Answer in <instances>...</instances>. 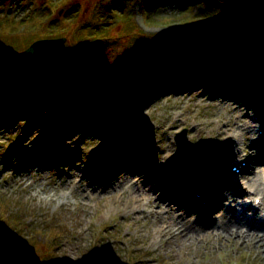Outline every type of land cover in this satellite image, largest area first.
Wrapping results in <instances>:
<instances>
[{
    "label": "rangeland",
    "instance_id": "374dc122",
    "mask_svg": "<svg viewBox=\"0 0 264 264\" xmlns=\"http://www.w3.org/2000/svg\"><path fill=\"white\" fill-rule=\"evenodd\" d=\"M47 1L0 0V14L24 18L41 12L52 19L61 17L60 9L70 13L78 8L74 24L78 26L97 23L101 7L112 2L64 0L42 10ZM188 1L193 3L190 9L184 7ZM116 2L117 12L123 9V20L131 18L137 29L129 31L126 22L119 25L126 33L117 34L121 37L111 49L113 60L129 61L131 41L137 36L140 47H150L141 77L132 80L116 107L95 104L97 116L86 115L85 109L61 116L49 110L47 103L41 112L25 117L0 113V196L8 199L11 214L20 215L25 225L23 232L10 238L12 250L19 251L16 254L5 250V236L0 234V264H5L6 257H12V264H264V248L257 239L243 242L206 229V222L223 212L224 199L207 212L199 201L185 199L179 185L165 180L150 163L154 159L158 168L165 169L176 151L174 135L185 129L189 152L184 160L189 171L208 160L210 138L225 145L215 155L227 163V173L210 177L207 170L204 177L225 179L223 187L233 194L242 191V184L233 185L231 180L232 163L240 159L256 163L264 157V91L258 87L260 82L248 83L255 65L264 72V29L254 23L233 29L227 16L221 19L217 13L182 19L181 13L200 11L201 0H163L161 13L179 16L167 24H147L132 0ZM241 4L230 1L232 10H242ZM198 30H202L198 39L189 37L190 31ZM66 35L69 52L71 35ZM14 44L4 81L37 72L23 51L28 41ZM5 50L0 44V52ZM203 62H212L215 71L225 65L227 77L212 69L203 73L199 70ZM239 76L247 83L237 82ZM250 121L255 136L262 140H257L259 152H250L248 133L242 143L227 138L226 131L218 134ZM232 142L239 154L229 151L234 149ZM218 165L222 163L214 161L215 168ZM243 167V174L250 173L247 164ZM223 181L211 180L212 193ZM214 194L220 199L216 188ZM166 224L169 231L164 229L163 237L157 238L156 228ZM48 225L61 232L58 245L44 243L39 251L17 247L27 234L41 244L45 237L41 232Z\"/></svg>",
    "mask_w": 264,
    "mask_h": 264
},
{
    "label": "trees",
    "instance_id": "16d2710c",
    "mask_svg": "<svg viewBox=\"0 0 264 264\" xmlns=\"http://www.w3.org/2000/svg\"><path fill=\"white\" fill-rule=\"evenodd\" d=\"M64 0H49L52 7L61 4ZM112 0L110 5L101 7L97 23L79 24L74 26L78 16V8L68 13L64 12L61 17L50 18V14L41 12L24 18L0 14V44L7 50L0 52V111L5 114L13 113L16 118L24 117L32 112H41L45 103L50 106L54 113L70 114L75 111L87 110L94 111L95 104L104 103L108 107L117 105L127 93L129 82L134 78L141 77L144 63L150 49L148 44L140 47L135 37L131 41V59L126 62L118 63L110 55L112 47L124 34L120 30V24L126 22L129 31L137 29L131 18L125 19L123 12H117L118 2ZM124 2V0H119ZM131 0H125L128 4ZM139 5L138 12L142 14L147 24L170 23L179 16L164 15L159 9L163 0H132ZM244 5L250 7L254 12L251 19L247 14H238V18H233L235 25L241 21H254L259 26H264V2L258 0H241ZM181 2V1H180ZM183 3V0H182ZM184 7L189 9L193 5L191 1L185 2ZM181 4V3H180ZM206 8V10H203ZM227 5L225 0H201V5L197 12L189 15L181 13L182 19H192L196 17H207L217 13L222 16L226 13ZM256 10H259L256 12ZM133 11V9H132ZM201 12V13H200ZM205 14V15H204ZM190 16V17H188ZM116 17H120L114 26ZM49 19V20H48ZM139 30V28H138ZM141 31V30H139ZM70 33L71 44L69 52L63 57L60 66L43 73H36L21 77L13 75L8 81L2 80L3 74L8 72V61L12 59V51L15 41L21 43L37 38H50L62 36ZM150 53V52H149ZM3 56L5 58H3ZM6 56H8L6 58ZM91 107V108H87ZM17 213V211H16ZM25 225L20 219V215L11 214L10 202L5 196H0V234L5 236L4 243L7 244V252L19 251L12 250L11 237L14 238L23 232ZM4 229V232H1ZM33 232L38 233L37 228ZM44 241L27 234L21 236V243L18 248L21 250L36 249L39 251L44 243L59 244L61 232L56 226L48 225L43 228ZM10 236V237H9ZM39 241V242H38ZM7 259V260H6ZM4 263L12 264V257H6Z\"/></svg>",
    "mask_w": 264,
    "mask_h": 264
},
{
    "label": "bare ground",
    "instance_id": "6f19581e",
    "mask_svg": "<svg viewBox=\"0 0 264 264\" xmlns=\"http://www.w3.org/2000/svg\"><path fill=\"white\" fill-rule=\"evenodd\" d=\"M263 87V86H261ZM249 123V124H248ZM244 122L241 123L238 127H234L233 129H223L222 131H220L218 134L221 135L224 131H226V136L227 138L230 137H235L238 138V142L237 143H242L245 139L244 135L246 133H248L249 135H251V141L250 144L248 145V148L250 150V152H254V151H258L259 152V148H258V144H257V140L258 139L255 136L254 133V127H253V122ZM262 141V140H260ZM211 142L210 147L208 149H210V151H207L206 155H208L207 157V161L204 164V167H201L200 169H198L199 173L202 172H207V170L211 173V174H219V175H224L226 174V162L221 159V158H217V156L215 155L216 152H221L225 150V145H223V147L217 142H212V139L209 138V140L206 142ZM202 145H205V143H203ZM236 143L232 142V147L235 149H230L229 151L234 153L236 152L237 154H239V148L235 147ZM129 148V146H126ZM207 149V147H206ZM217 158V159H216ZM220 162L222 163V165H218V168H215L214 166V161ZM155 162V160L153 159V163ZM198 166V165H197ZM264 166V157H261L260 160L256 163H247V167L250 170V173H245L243 174V168L240 170V173L238 174H234L235 176V180L234 182H236L238 185L242 184V190H245V188H247L244 192L234 196L230 193V191H226L228 187H224L225 183L222 178H217V179H221L223 182L220 183L222 185L221 186H214V189L216 188L217 192L220 193V196L222 195V199L219 200V203H221V201L224 199L226 200V204L227 203H231L232 205H234L237 201V198L241 197L243 194H256L260 197V204L257 207L259 212H263L264 213V170L262 169ZM157 167V166H156ZM158 168V167H157ZM151 169H153V164L151 165ZM158 171H160V173H163L159 168ZM157 175V174H156ZM193 175H196V173H194ZM155 176V175H154ZM193 179V176H191V180ZM196 179H199L201 181V186H204V184L207 182V180H204L202 177H197ZM227 181V180H226ZM225 181V182H226ZM201 186H200V191H201ZM199 188V186H198ZM203 192V189L201 191V193ZM254 205V204H252ZM163 206L162 203H159V207ZM168 211L172 210L171 207H168L167 209ZM209 210H212V207H209ZM155 211V210H154ZM209 212V211H207ZM250 212H252V210H250ZM258 212V213H259ZM227 211L223 210V212H219V215L217 216V218H213L212 220H208L206 222V225H208L209 227L206 228L208 231H210V233H215L216 235H220V234H224L225 237L227 236H232L234 235L235 237H238L239 239H241L243 242L252 240V239H257V243L261 244L264 248V239L262 237L261 234V230L262 228H264V221L261 222V226L260 228H258V226H252L253 224H247L245 223L243 220H241L240 222H236L234 218H231L230 213L226 214ZM182 213L179 214V216H181ZM257 216V213H254V216ZM184 219V217H182V220ZM167 230V232L169 231L168 229V225H164V227L162 228H156L155 230V234H157V238H162L164 233L163 230ZM189 233H191V230H188ZM180 234V232H179ZM158 240V239H157Z\"/></svg>",
    "mask_w": 264,
    "mask_h": 264
},
{
    "label": "water",
    "instance_id": "95a60500",
    "mask_svg": "<svg viewBox=\"0 0 264 264\" xmlns=\"http://www.w3.org/2000/svg\"><path fill=\"white\" fill-rule=\"evenodd\" d=\"M201 35L202 30L189 32L193 39H198ZM65 42L66 37L35 40L24 50V54L35 71H47L61 64L66 50ZM186 139V130L175 136L178 150L168 169L176 175H179V166H184L183 157L188 153Z\"/></svg>",
    "mask_w": 264,
    "mask_h": 264
}]
</instances>
